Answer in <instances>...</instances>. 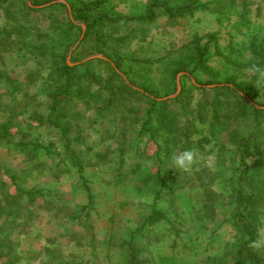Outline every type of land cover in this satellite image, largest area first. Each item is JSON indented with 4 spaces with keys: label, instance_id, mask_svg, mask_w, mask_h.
I'll return each mask as SVG.
<instances>
[{
    "label": "rangeland",
    "instance_id": "374dc122",
    "mask_svg": "<svg viewBox=\"0 0 264 264\" xmlns=\"http://www.w3.org/2000/svg\"><path fill=\"white\" fill-rule=\"evenodd\" d=\"M95 1L99 18L117 21L86 30L70 5ZM186 5L193 12H166ZM150 9L151 19L138 20ZM51 41L71 46L57 119L67 132L47 122L58 79L41 52ZM258 52L264 0H0V264H133L129 243L139 264H261L240 262L232 220L236 146L254 124L264 131ZM66 139L85 165L93 205ZM184 148L204 166L183 173L165 164ZM260 154L258 184L264 135ZM255 202L264 258V193ZM154 211L165 218L149 221Z\"/></svg>",
    "mask_w": 264,
    "mask_h": 264
},
{
    "label": "trees",
    "instance_id": "16d2710c",
    "mask_svg": "<svg viewBox=\"0 0 264 264\" xmlns=\"http://www.w3.org/2000/svg\"><path fill=\"white\" fill-rule=\"evenodd\" d=\"M70 5V3H68ZM63 8H66L64 4H58ZM82 8L76 10L72 5H70L71 10L70 13L74 15V19L77 20H83L86 30L92 28L95 25V22L99 21L104 24L105 22H115L116 19H108L103 16L99 18L100 12H99V1L95 2H84L82 4ZM26 8L29 10H35L34 7H29L26 5ZM67 11V8H66ZM166 12L170 17H177L182 16L185 12H193V9L190 5L186 6H179L175 9H170L169 7L166 8ZM150 18H142L138 20H149L154 16V11L150 9ZM66 19H69V13L67 12ZM68 25L70 26V29H74L76 25H74L71 20L68 21ZM64 32H66L64 30ZM66 34V33H65ZM84 34V33H83ZM71 46L66 42L61 41H51V44L48 48V50H44L41 52L42 57L50 56L51 59H49V74L51 76H55L58 80H55L50 86L48 91L49 96V104L51 105V111L50 116L47 119L48 124L54 127H58L62 129V131L67 132L68 129H66L63 125L59 124L57 122L58 117H64L65 112L64 109H62L61 105L63 102V94H67V92L70 89V74L74 70V67H71L66 62V53L67 50ZM35 48V47H33ZM203 53L199 56H203ZM258 56H261V59L258 63L255 64V67L260 69V72H264V59H262L264 52H258ZM121 54H118L119 62L123 59L121 57ZM106 62V61H105ZM236 65L237 63L234 62ZM46 66L48 63H45ZM118 67V62L115 64V68ZM259 72V73H260ZM115 75H117L115 73ZM59 79H65V83L60 81ZM230 89V91L237 93L239 87L236 84H230L227 87ZM261 90H264V79L261 82ZM139 94V92H137ZM239 95V94H238ZM241 98L242 95H239ZM153 105L156 104L155 101L150 100ZM161 103H159L160 105ZM158 105V103H157ZM153 110V109H152ZM257 112H261L260 110L255 109ZM147 123L145 126H151V113L149 111ZM53 115H55V120H53ZM166 118L164 115H161L160 121L161 126L163 129L166 130V133L168 136H171L173 134L172 129L168 127L167 124H165ZM253 133L247 137L242 138L239 143L236 146L235 150V158L237 163V176L234 181L235 184V190H234V201H235V212L233 214L232 220L234 223V226L238 230V232L241 235V243L238 247V256L240 262L244 261L247 257L250 258L253 261H256L258 263L264 264V258L259 257V254H257L256 246L259 243V233H258V227L256 225V221L259 216H257V205L255 202V199L258 197V193H264V179H260V183L258 184V180L256 179L255 170L256 168H262L263 166V156L260 154V140L262 139V136L264 135V131H262L259 127V125L254 124L252 126ZM147 133L149 131L151 132L152 138H154L155 131H151L150 129H146ZM64 149L66 151V154L70 156V161L77 167V172L79 174V180L81 182L82 188L86 193L88 204L93 205L94 202V196L92 193V189L90 187V184L87 180V178L84 175V168L85 165L81 161V159L76 155L75 151L71 147V143L68 139L64 141ZM256 156V159L254 163L250 162V159ZM165 218V216L160 213L159 211H154L153 214L149 217V221H159ZM129 249H130V256L132 257V263L133 264H139L137 254L133 248V244L129 243Z\"/></svg>",
    "mask_w": 264,
    "mask_h": 264
},
{
    "label": "clouds",
    "instance_id": "9594fccd",
    "mask_svg": "<svg viewBox=\"0 0 264 264\" xmlns=\"http://www.w3.org/2000/svg\"><path fill=\"white\" fill-rule=\"evenodd\" d=\"M253 72H260V69L253 67ZM264 76V72H260ZM204 157L194 148H184L177 150L165 157V164H171L175 169L183 173L191 172L197 166H204Z\"/></svg>",
    "mask_w": 264,
    "mask_h": 264
}]
</instances>
